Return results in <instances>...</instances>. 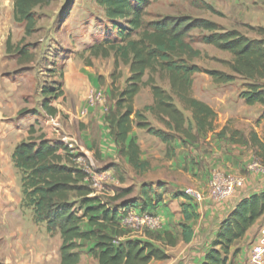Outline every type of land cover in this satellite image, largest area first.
I'll use <instances>...</instances> for the list:
<instances>
[{"label":"trees","instance_id":"trees-1","mask_svg":"<svg viewBox=\"0 0 264 264\" xmlns=\"http://www.w3.org/2000/svg\"><path fill=\"white\" fill-rule=\"evenodd\" d=\"M51 3L52 0H14L13 20L23 23L25 34L30 35L36 26L34 10ZM73 3L74 0L67 1L64 16ZM94 3L102 9L112 37L92 43L85 52L94 59L112 57L113 80L118 78L116 71L120 65L128 68L123 88L111 90L112 106L104 120L118 156L133 171L142 173L150 167L148 161L140 159L139 146L131 136L133 128L159 140L165 147V157L169 158L174 154L177 140L182 145L194 146L210 133L217 139H224L229 133L227 140L231 144L249 147L264 167V138L253 131L247 135L236 130L228 132L226 127L215 132L217 114L192 96L196 74L208 75L215 84H230L240 79L243 84L239 99L249 107L261 106L260 118L264 119V27H251L255 37L249 38L237 30L187 15L145 22L151 0H94ZM192 33L200 37L196 40ZM198 42L228 54L231 59L221 63L229 73L203 70L195 65L193 61L202 57L193 47ZM154 74L166 78L168 91L156 85ZM144 86L150 88L153 102L136 110L134 99ZM56 91L52 98L45 97L41 103V110L50 118L58 114L49 101L62 95ZM49 92L41 90L46 96ZM146 114L161 128L152 126ZM34 129L30 126L29 138L16 144L10 161L19 176L20 207L30 210L35 225H44L48 235L60 239L59 264H78L85 249L96 264H150L169 259L164 249L152 240L128 238L121 226L123 216L131 208L139 214L154 216L159 198L152 200L143 192V207L134 201L113 205L131 194L132 189L116 190V196L111 197L97 194L91 188L87 159L64 141L44 135L32 138ZM172 197L184 201L179 205L182 222L178 227L181 241L187 244L193 237L190 224L199 218L196 204L183 193ZM263 215L264 191L241 198L217 224L200 264H232L240 252L234 248L235 243ZM164 236L169 240L168 245L175 244L170 232H164Z\"/></svg>","mask_w":264,"mask_h":264},{"label":"rangeland","instance_id":"rangeland-1","mask_svg":"<svg viewBox=\"0 0 264 264\" xmlns=\"http://www.w3.org/2000/svg\"><path fill=\"white\" fill-rule=\"evenodd\" d=\"M13 1L0 0V264L15 263V259H23L24 264H31L32 260L34 264H53L59 256V237L48 235L44 225L32 222L30 210L20 207L19 176L13 169L10 155L16 144L29 138L30 126L35 127L32 138L44 135L64 141L87 159L91 188L97 194L111 197L116 196V190L132 189L131 194L113 205L134 201L132 203L143 207V192L152 200L159 198L161 206L167 202L174 218L168 222L173 226L169 230L175 237L173 246L168 245L169 240L162 230L163 221L156 214L160 220L157 231L150 233L143 227L124 226L128 238L152 240L174 259L191 252L189 246L178 244L177 218L181 217L179 205L184 201L174 199L172 194L186 195V191H180V185L188 178L184 190L193 188L190 184L196 178L194 173L205 164L199 150L206 153L212 148L210 142L218 140L217 137L208 134L194 150L184 153L180 161L174 159L176 162L169 166L171 157H158V146L149 142L152 137L133 128L138 135L131 136L153 154L148 160L149 169L136 173L125 159L118 156L104 120L112 106L111 90L123 88L128 68L120 65L116 71L118 78L113 80V58H89L85 52L92 43L112 37L102 9L94 0H74L69 13L64 16L68 0H52L49 6L34 10L36 26L32 34L26 35L24 24L13 20ZM181 15L206 19L253 38L255 34L250 28L264 27V0H151L145 22ZM191 35L196 40L200 37L197 33ZM193 47L202 53L200 59L193 61L195 65L203 70L229 73L221 63L231 59L228 54L199 42ZM153 77L156 85L169 90L166 78L159 74ZM242 84L240 79L230 84H215L208 75L199 73L193 76L192 96L208 104L217 114L215 132L226 127L228 132L236 130L247 135L253 131L264 138V119L260 118L262 107L246 106L239 99ZM45 89L50 90L47 96L41 93ZM56 90L62 95L49 101L58 114L50 118L41 110V103L45 97L52 98ZM152 102L150 88L144 86L134 99V108L141 110ZM146 117L152 126L161 128L149 114ZM228 134L218 140L221 145L228 143ZM244 151L252 153L247 148ZM197 225L196 221L191 223L192 229L195 230ZM205 249L202 245L197 252L194 250V255L188 254L190 259L183 258L175 264H197L196 260ZM30 256L32 258L28 260ZM88 258L86 263L90 264L92 257Z\"/></svg>","mask_w":264,"mask_h":264},{"label":"crops","instance_id":"crops-1","mask_svg":"<svg viewBox=\"0 0 264 264\" xmlns=\"http://www.w3.org/2000/svg\"><path fill=\"white\" fill-rule=\"evenodd\" d=\"M135 131V130H134ZM131 132V135H138V132ZM137 137V136H136ZM153 140L149 141L153 145L158 146V157L165 156V147L159 140H156L152 137ZM221 140V139H218ZM218 140H212L210 142L211 149H207V152L202 154V150H199V153L201 154V159L204 160L205 164L203 167L198 171L197 173H194L196 176L195 179L192 180L190 186L194 189H197L201 194L205 196V199L203 202L196 204V213L198 214L199 218L196 220L197 228L192 229L193 231V237L192 240L185 244L183 241L178 240V244H183L186 246H189V248H192V251L185 252L182 256L179 255L175 259L171 258L168 251H165V253L169 256V259L162 262H151L150 264H164V262H170L168 264H175L178 263V261H181V259H190V255H194V250L197 252L200 246L203 245L206 249L203 250L200 254V259L196 260L197 264L201 263V260L203 258V255L205 251L208 248L209 241L214 237V234L216 232L217 224L228 214L234 205L241 199L245 198L249 195L259 193L260 191H264V167L259 165V169L250 170L248 169L249 165L253 162H256L257 159L254 158L253 152L250 154L244 151V149L251 150L249 147H244L240 145H235L229 143H226L225 145H221V142H218ZM136 143L139 145L138 140H136ZM197 146H190L186 145L185 149L180 141H176L174 143V154L175 156L171 157V161L169 162V166L171 163H175L176 161L174 159H177L178 161L183 159L184 153H190V151L194 150ZM225 147V148H224ZM143 145H139L140 149V159L143 161H148L151 157H153V154L151 152L145 149H143ZM252 151V150H251ZM173 154V155H174ZM199 158V157H198ZM169 159V158H168ZM199 162V161H197ZM252 162V163H250ZM258 162V161H257ZM259 163V162H258ZM260 164V163H259ZM214 172H221L227 176L235 177V178H242L243 185L242 187L238 188L233 196L229 198L225 202H214L208 197V184L210 181V178ZM242 172H245L246 174H240ZM185 183L181 184L180 191L184 192L186 188V183L189 182V178L187 180H184ZM164 206V207H163ZM163 206L160 204L158 205L157 209L155 210V214L162 219V230L164 232H169L170 229L173 228L171 224L168 222L170 220H174L173 216L170 214L171 209L167 206V202L163 203ZM171 206V205H170ZM169 216H171L169 218ZM182 222V217L177 218V223L179 224ZM191 226V224H190ZM208 226L212 227L209 228ZM179 228V227H178ZM192 228V227H191ZM211 230V232H210ZM260 233V234H259ZM255 237H252V236ZM261 235V236H260ZM260 237V238H259ZM133 239H137L136 237H132ZM140 240H144L143 237L138 238ZM259 241H264V215L257 220V222L248 230L245 237L241 240L235 243L234 248H239L240 252L239 254L232 260V264H248V257L250 253V249L252 246L259 245ZM247 243V244H246ZM251 243V244H250ZM250 244V245H249ZM249 245V247H247ZM36 255H34L35 257ZM90 255L85 250H82L81 259L78 264H87V260L89 259ZM32 256L28 258V260H31ZM91 260V259H90ZM25 261V260H24ZM16 264H24L23 259H15ZM11 262L10 264H15ZM33 260H32V263ZM41 264H44L41 263ZM53 264H59V256L58 260L53 262ZM90 264H96L95 260H91Z\"/></svg>","mask_w":264,"mask_h":264},{"label":"built area","instance_id":"built-area-1","mask_svg":"<svg viewBox=\"0 0 264 264\" xmlns=\"http://www.w3.org/2000/svg\"><path fill=\"white\" fill-rule=\"evenodd\" d=\"M259 163L253 162L248 169H259ZM92 185V184H91ZM242 178L227 176L221 172H214L208 184V197L214 202H225L233 196L235 191L242 187ZM186 195L195 204L204 201L205 196L197 189L189 188L186 190ZM130 210L121 220V226H136L143 227L149 232H155L160 228V220L157 216L148 214H138L136 211ZM264 261V242L252 247L248 257V264H263Z\"/></svg>","mask_w":264,"mask_h":264}]
</instances>
